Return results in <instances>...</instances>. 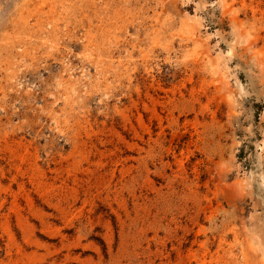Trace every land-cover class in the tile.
<instances>
[{"label":"rangeland","instance_id":"374dc122","mask_svg":"<svg viewBox=\"0 0 264 264\" xmlns=\"http://www.w3.org/2000/svg\"><path fill=\"white\" fill-rule=\"evenodd\" d=\"M254 234L264 0H0V264H264Z\"/></svg>","mask_w":264,"mask_h":264},{"label":"bare ground","instance_id":"6f19581e","mask_svg":"<svg viewBox=\"0 0 264 264\" xmlns=\"http://www.w3.org/2000/svg\"><path fill=\"white\" fill-rule=\"evenodd\" d=\"M193 18H195V16H192V19ZM218 58H220L221 60L225 61V57L224 56H223V58L221 56H218ZM238 184H239V188H243V184H244L243 182H239ZM259 237H260L259 234H254L252 236V238L254 240V244L256 245V247H254L253 249L258 251V253L261 255V257L264 258V240H259ZM250 238H251V236H250Z\"/></svg>","mask_w":264,"mask_h":264}]
</instances>
